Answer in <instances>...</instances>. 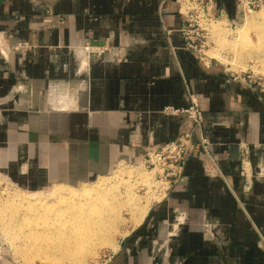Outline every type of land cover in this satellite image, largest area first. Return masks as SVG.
Wrapping results in <instances>:
<instances>
[{"label": "crops", "instance_id": "1", "mask_svg": "<svg viewBox=\"0 0 264 264\" xmlns=\"http://www.w3.org/2000/svg\"><path fill=\"white\" fill-rule=\"evenodd\" d=\"M237 1L213 0L211 12L235 18ZM183 21L178 0L0 4V173L37 189L141 163L192 130L185 114L163 111L186 107L192 92L217 167L188 152L179 181L126 229L109 264H264V86L184 49Z\"/></svg>", "mask_w": 264, "mask_h": 264}, {"label": "bare ground", "instance_id": "2", "mask_svg": "<svg viewBox=\"0 0 264 264\" xmlns=\"http://www.w3.org/2000/svg\"><path fill=\"white\" fill-rule=\"evenodd\" d=\"M217 21L209 22L208 28L214 26L215 33L221 35L222 25L220 26ZM263 21L264 8L257 13L247 15L245 23L238 24L239 36L241 35L240 37L246 41L247 36L244 31L254 28L259 37H263ZM206 54L220 60L222 57L218 55V49L206 51ZM118 171L121 175L129 170L119 168ZM141 173H143L140 175L141 180L146 183L143 184L150 190L152 185L156 184L154 169ZM124 186L127 187L125 184ZM115 190L116 187L109 186L105 180H99L93 186L80 188H66L60 185L46 191L45 201L38 199L41 195L37 197L36 192L15 191L9 202L0 203V222L12 238L22 234H27V237L23 236L25 239L30 238L26 242V251L20 253L26 264H30L36 257L52 264H83L84 258L92 253L91 251L94 250L92 248L96 247L94 245L97 243H107L109 247L116 248L113 238L118 234L116 227L124 219L121 214V209H124L122 207L128 208L130 219L134 222L131 226H134L139 224L154 196L157 198L153 193L148 194L149 196L136 197V194H132L130 190H126L122 196L123 193ZM35 200H40L41 203L36 205L33 203ZM24 219L30 221L27 223ZM25 226L31 231L26 233ZM125 233L126 231H123L119 234L125 236Z\"/></svg>", "mask_w": 264, "mask_h": 264}, {"label": "rangeland", "instance_id": "3", "mask_svg": "<svg viewBox=\"0 0 264 264\" xmlns=\"http://www.w3.org/2000/svg\"><path fill=\"white\" fill-rule=\"evenodd\" d=\"M262 8H264V5L257 7L255 10L251 12L239 11V15L236 16L235 18H227L222 15L219 16L217 19L224 20V23L226 24V26L220 27L221 28L220 30H222L221 35L218 33L219 35L216 34L214 36L215 38L212 37V34H210L211 32L209 30L208 45L205 46L206 49L204 51L206 53V51L210 52V51L218 49L219 51L218 55H220V57L222 56L221 60L216 59L215 57H209L208 55L207 56L205 55L207 57V60L210 59L213 62H219L223 64L226 67L227 71L230 73L231 78L245 79L249 84H253L254 86H257V87L264 86V35L263 37H259V35L257 34L254 28H248L246 29V32L244 31V33L247 36L246 37L247 40L250 42H248L247 40L245 41V39H242V37H240L241 35L239 36V30H238L239 25L238 24H240V22L245 23L247 15L257 13ZM6 36L7 35L5 34V37ZM255 43H258V44H255ZM7 56L8 54H6V57ZM154 162H155L154 163L155 166L153 163L148 166L147 163H144V161L141 163H135V164L120 163L119 165H116L114 169L111 170L110 172L102 174L104 176L99 175L100 177L97 176L87 181H82L79 183H70L66 186L65 185H61V186H64L66 188H70V187L80 188L83 186H93L99 180H105V182L109 186L116 187V190H115L116 192L118 191L120 193H123L122 196H124V194L126 193V190L129 188L128 190L132 191V194L134 195L136 194V197L138 196L144 197L146 195L149 196L148 194L153 193L154 195L157 196L156 199H158L161 197V195L157 193L159 189L156 188L154 185H152L153 187L149 190L147 188V185H144L146 183L143 180H141V176H140L141 174H143L141 172H148V170H152V169H154V176H156L160 163H158V161H155V160ZM119 168H123L129 171L124 172L120 175V173H118ZM259 172L260 170L258 171L259 175L264 176V174H260ZM136 174L139 176H137ZM155 183H157V180H155ZM124 184L127 187H125ZM48 186L40 187L37 189H29L26 187H21L20 185L13 183L9 178L7 179L2 173H0V203H4L7 201L9 202L12 199L13 192L15 191L16 192H27V193L36 192L37 197L41 195L38 199L41 198L42 201H45L46 191L56 186H60V185H48ZM42 197H45V198L42 199ZM33 203L36 205H39L41 202L40 200L38 201L35 200L33 201ZM122 208L124 209H121V214H122V217L125 219V221L123 219L124 222L121 221L119 222L120 225L117 224L119 225L116 227V229L118 230V234L114 235V238H113L115 240L114 243H116L115 244L116 248L114 249L113 247H109L110 245L107 243L105 244L97 243L96 245H94L96 247L92 248V250L94 249L93 251H91L92 253L84 258L83 264H109L110 259L112 258L113 254L117 251L119 242L121 238L123 237L119 233L126 231V229H129L131 225H133L132 224L133 221L130 219V212L128 208H125V207H122ZM24 220L27 223L28 221H30L29 219L28 221L27 219H24ZM26 227L27 226H25V229ZM28 231H31V230H27L26 233ZM5 232L6 231L3 229L1 222H0V264H26L24 262L25 260L23 256H21L20 253L26 251L25 249L27 248L26 242H28L30 238L25 239V237H27V234L26 235L22 234L18 237L16 236L17 238L14 237L15 238L14 239L11 236H9L7 232L6 233ZM23 238L25 240H23ZM22 245L23 246L25 245V246L23 247ZM30 264H52V263L47 260L39 259L36 257L35 259H33V261Z\"/></svg>", "mask_w": 264, "mask_h": 264}, {"label": "built area", "instance_id": "4", "mask_svg": "<svg viewBox=\"0 0 264 264\" xmlns=\"http://www.w3.org/2000/svg\"><path fill=\"white\" fill-rule=\"evenodd\" d=\"M179 10L184 16V21L178 28L182 37V47L186 50L195 52L200 59H207V54L204 52L208 45L209 28L208 23L214 19H217L220 14H214L211 12L213 0H178ZM264 5V0H238L237 8L239 11L251 12L257 7ZM30 45L27 42L17 41L13 43V48L18 50H24L29 48ZM101 49H91L90 53L95 54L100 52ZM1 53L6 57L5 52ZM206 55V56H205ZM190 103L186 107H175L173 105H166L163 111L167 114H185L192 121V130L195 129L199 132V141H194L192 138V130L183 133L177 139L169 140L162 143L158 148L153 149L148 154L144 163L154 164V160L158 161L159 168L156 173L157 183L154 185L159 189L157 192L161 195L160 198L167 195L171 187L176 184L184 169V162L186 154L192 150H202L205 155L210 159V162L214 167H217L215 158L210 152V139L203 134L202 126L204 123L203 111L190 92ZM241 166L245 174L244 189L248 190L251 186V178L245 170V164L248 163L249 147L246 143H241ZM155 166V164H154ZM214 171V170H212ZM264 174L263 171L259 172ZM159 199V198H158ZM176 217L177 223L183 222L185 218V212L177 210Z\"/></svg>", "mask_w": 264, "mask_h": 264}, {"label": "water", "instance_id": "5", "mask_svg": "<svg viewBox=\"0 0 264 264\" xmlns=\"http://www.w3.org/2000/svg\"><path fill=\"white\" fill-rule=\"evenodd\" d=\"M5 0H0V4H2Z\"/></svg>", "mask_w": 264, "mask_h": 264}]
</instances>
